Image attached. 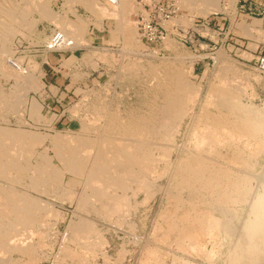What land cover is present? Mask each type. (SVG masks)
Returning <instances> with one entry per match:
<instances>
[{
  "label": "rangeland",
  "instance_id": "1",
  "mask_svg": "<svg viewBox=\"0 0 264 264\" xmlns=\"http://www.w3.org/2000/svg\"><path fill=\"white\" fill-rule=\"evenodd\" d=\"M2 1H4V3L7 5H8V3L11 4V6L14 4L16 6L18 5V7H17L18 14L22 11L24 12V13L22 12L23 14H21V13L19 14L21 18H18L15 20V23L17 25H18V23L20 24L19 21H21V24L19 25L20 27L18 29L19 31H18V33L11 36L12 39L10 38L8 41L9 45H8V43H6V47H8L9 49L6 48L7 51H5V52L9 53L8 50H10L9 54L14 57L13 61H16L15 59L19 60L18 67L20 68L21 71H25V72L27 71V73H29V74L31 73V75H34L38 78L40 77L39 79L42 80V83H43L42 88L43 89L38 88V90L37 89L36 90H33V89L24 90L23 89V87H25L24 84L21 85V89H23V90H21V92L24 91L23 92L24 94L21 93V95L22 94L23 95L22 96L20 95L21 97L19 96L21 98V101L18 102L20 105L19 106L20 108L17 106V110L16 109L14 110V111H18V112H16L17 114L14 111H12L13 109L6 111L0 107L1 108L0 113L2 112L0 114V132L2 131V136H4V138H6L7 136H10L9 134L11 133V131H13V129H16V130L20 129V131H22V132L17 130V132L20 134L24 133V134L33 135L34 133L35 134L40 133L42 136L44 134V137L47 136L50 140L47 138L44 140V142H42L43 144L38 143L35 146H33L35 154L33 153L32 159L30 160V163L36 164L38 161V158H39V154L40 153L45 154V152H47L45 155H47V158L49 159L48 160L49 164H50L49 166H52V167L55 166L54 169L55 170L57 169L56 171L60 170V171H58V175L61 176V178L59 177L60 182L62 179V182H61L62 184L60 183L59 186H56L55 184L51 185L50 183H47L43 179H40V182L38 181V187H39V190H38L39 192H38L35 189L29 190V187H27L28 184H26V182H24L23 184H19V185L16 184L15 185V184L6 182V181H8L6 179L0 178V181H2L1 184L2 185L4 184L3 186L7 185L5 187H9V186L12 187V185H13V187L15 186L13 189H16V190L18 189V191H21V192H23V190H24V193L30 194V195L28 194L29 196H31L33 193V197L34 196L37 198L39 197L38 199L39 200L41 199L43 204L44 203L47 204L50 202V204H49V207H51V208H49L50 213L49 212H46V214L42 213L44 215H41L40 217H42L43 219L42 218L41 219L43 221L45 220L46 222H50L51 220H52V222L56 221L55 224L50 222L52 227H53V230L51 229L52 227H50V228L48 227L51 225L50 224L48 225L44 221V223L46 224V227L48 229L47 230L45 228V230L48 231V232H46L48 234L47 236H49V237L51 236L52 238L51 237L45 238L46 233L44 230V227H45L44 223L42 225V228H41V226L39 227L38 235L41 238L39 236H36V238L38 237V239H36V242L39 245L36 246L35 251L37 249H39L38 246H41V241L44 240V238L46 239V241H42V242H45V243H42L43 247L41 246L40 249L35 252V253L39 252L40 255H38L39 253H37L36 256H34L35 258L33 257V259L35 260V261L33 260L34 263L32 262V258H27L24 255L26 257L25 258V257H23L22 254L12 253L11 255L9 254V256L12 257L11 259H9L10 257L8 255L4 256L3 260L6 261V264H10V263L14 264V262H16L15 264H54V263L55 264H76V263L78 264V262H79V264L80 263H82V264H84V263L85 264H98V262L100 264L101 261H102L101 264H112L111 262H113V264H115L118 261H119V263H116V264H142L143 261L146 259L147 260L149 259V261L146 260L148 262V264H152V263L153 264H185L186 261H187L186 264L188 262H189V264H192V263L193 264H215V263H217V264H222V263L223 264H226V263L233 264L231 261V256L229 257V255H232L233 248H235V246L238 245V243H240V242H238L239 241L238 236H241V234H239V233H241L242 232L241 229H243L242 222L246 221V219L248 218V215H249L248 209L250 208L248 206L250 205L249 202L252 201V199L250 200L252 195L249 197L250 201L248 200L249 202H247V206L236 207L237 208L236 209V216L233 215L231 217L232 221H231V218L229 220L230 223L232 224V227L237 229L239 231V233L237 231L234 234V231H233V235L230 236L231 239L222 234L221 238L218 237L219 240L216 239L215 242H213V240L210 241L211 239H208V238L203 239L204 240V243H202L203 248H201V250H199V251H190V252L186 251L185 252L184 250L181 251V249H179L177 247L179 249V251H178V249L175 248V244H173L172 242H169V241H165L166 243L163 242L166 245L165 246L161 241L157 240L158 239L157 235L159 234V232L156 231L157 230L156 228H158L163 223V216L161 214L167 213L171 208V204L169 202V199L167 200V198H166L168 196L165 197L167 190L169 189L168 187H170L169 186L170 184H169L168 175L166 174L165 176L164 175L162 176V174H161L162 168L164 167L163 162L159 161L158 164L156 163V166H158V167L155 168V170H156L155 174L159 175L158 173L160 172L161 175H159V176L156 175L157 177H155V174H152V175H150V177L147 178L149 181L152 182L151 183L152 184L151 192L145 193L146 190H143V189L140 191L139 189H137L138 186H136V184H134V185L132 184L131 187H129V189H127V191H126V196L128 197L127 198L128 200L125 199V201H124L125 204L127 203L126 206H124V208L121 210V212L120 211L115 212L114 214L112 213V215L109 214L108 216H106L107 214H104L101 211H99V208H100V205L98 204L99 202L95 201V199L93 197H90V196H93V194H88L91 201L89 199L87 205L82 207L83 209L82 208L79 209L80 208L78 206L79 198L81 196H88L86 194H83L85 192V190H84L85 185H83V184H85V180L83 178L84 176H82V178H78L74 174H71V172L69 173V171L66 173L67 170L63 169L64 168L63 164L60 165L61 161L56 157L57 152H55V147H54L55 142L53 141V138L55 135L56 136L62 135L61 137L63 139H65L67 142L68 140H70L69 138L71 137L73 139V141L70 140V141H72L71 143H73V142L75 143V141L78 139L80 142L81 139L91 141V140H94L95 138H97V136H96L98 134L97 130L94 129L93 127H94V124L96 123V121L99 120V118L97 116L98 115L97 111L103 107L102 105H104V108H108V109L111 108L110 110H112V107H113V109L116 110L115 113L121 115L122 117H124L125 114H126L125 116H131V115L136 116V115H139L140 113L145 114V112L148 111L149 104H151V102L154 99H156L158 101L160 100V99H158L159 97H161L160 93H158L156 91L157 82L158 81L163 82V79L165 78L166 74L169 73L170 71H172L171 70L172 68H173V70H176L178 68V69L184 71V75L186 74L185 76L187 77L186 78L184 76L185 79L188 82L191 81L188 84L189 85L191 84V87L195 85V87H192V89L196 93L195 95L197 96L195 98V103H197L195 109H197L198 104L202 105L205 101L208 102L210 100V99H208V98H210L209 91H210L211 87H213V85L217 84L215 86H220L223 83H224L223 85H225V84L227 85V83H230L231 82L230 80H232V82L230 84H228V86H230L231 88L236 90L235 92L237 93V96H239L238 99H240L239 102L242 101L243 106L247 105L245 107H247V108L251 107V109L254 108L252 110H254V111L258 110V111H260V113H263L264 112V0H219V9H221V10H219V11H218V9L214 10L210 14L206 15L205 17L202 16L201 14H199V12H200V10H198L199 6H200L199 9H202L201 8V6H202L201 1L195 0V3H194V0H190L192 2L186 0L187 1L186 7L189 6L190 8H192L194 6V8H192V10H190L189 7H187L188 8L187 9L185 7V4H182L183 2L186 3L185 0L184 1L181 0V1H183L182 3H181V1L176 0L177 6L179 8V12L176 16L173 17L172 20H170L164 26V28L166 29V33H167L166 40L164 42H162L161 44L151 46L150 48H147L140 38V32H139L138 25H137V20H138L137 17H138V14H139L141 8H140V5L137 3L136 0H127V4H128L127 6H129V7H127V9L124 10V14H125L124 18L127 22L126 26H127L128 30H129V32H130V30L132 31V32H130V34H133V35L136 34L134 36L136 37L137 40L133 36V44L135 43V45H133V47L125 44L124 43L125 42L124 34L122 36V34L119 33L120 31H122V27H123L122 21H121V19H119L120 18L119 16L115 17L116 15L113 16L111 14H109L111 16H108V15H105L104 12L102 13L99 10H94V11L89 10V8L85 7V5L80 3L78 0H37V1H38V4H40L42 2L44 3V1H45V3H46V4L44 3L45 5L41 4L43 6V8L41 5H39V7L41 6L40 7L41 9L48 7V9H50L51 13L55 14V15L53 14V16H55V17L59 16L58 18H62L63 20H65L67 18V19H69L68 20L69 22L71 21L73 23L77 22V20H80L81 22L83 21L82 23H83V31L84 32H82L80 34V41H78L79 38L77 40L73 36V34L71 33V31L69 30L68 27L67 28L62 27L60 25V23L55 21V20L53 22L52 19H54L55 17H53L51 19L52 20V22H51L50 18H46V20H45V17L40 16V14H42V13H37L40 10V8L37 7L38 6L36 4L37 1H35V0H33V1L29 0V2H25L23 0H21V1L20 0H2ZM34 1L36 2V3H34L36 6L35 5L34 6L37 7V9H38V11H36V12H35V7H34V9L31 8V6H33ZM94 1L97 3V7L99 5H100V7L109 6V4L103 2L102 0H94ZM197 1H199L201 3V5H200V3H199V5H197V3H198ZM230 1H231V3H230ZM232 1L233 2L235 1V5ZM0 2H1V0H0ZM26 3L27 4L31 3V4L28 5L29 7H26L25 6V5H27ZM188 3H190L191 5L190 4L188 5ZM29 8H31L32 11L33 10L34 11L30 12L31 9H29ZM19 9H20V11H19ZM25 11H27V12L25 13ZM97 11H99V12H97ZM102 14L104 16H102ZM19 15L16 16V18L19 17ZM22 15L23 16L25 15V16L23 17ZM38 16H39V18H38ZM21 19L22 20L24 19V20L22 21ZM26 19L28 20V22L30 21L31 23L30 22L28 23ZM197 22H199V23H197ZM240 22H241V24H240ZM251 23L254 26H256L257 29L253 28L254 29L253 30L251 27H250L251 29L248 28V26ZM26 24H28L31 27V30H30V27L27 26ZM53 24H58V25H60V27L58 25H53ZM127 24H130L129 26L131 28H129ZM197 24L199 26H197ZM13 25H15V24H13ZM95 25H96V27H95ZM28 27H29V29H28ZM26 29H28L29 31L27 32ZM206 29L208 32H206ZM208 29H210V30H208ZM246 29H248V31ZM112 31H113V33H112ZM25 32H26V34H25ZM210 34H212V35H210ZM113 35H114V37H111ZM121 36L124 37V39ZM50 38H51V41H50ZM55 38H58L59 40L57 41V39H55ZM115 39H117V41ZM167 41L170 43H168ZM48 42H50L51 47H53L55 44L59 45V48L56 49L57 50L56 52L51 53L53 51H51L52 49L51 50L48 49V45H49ZM173 42H174V44H173ZM117 43H119V44H117ZM123 43L125 44V46L127 45L126 47H124L126 52H124V50H123V52L125 54L128 52L129 49H132V50H129V52L126 54L127 57L125 56V54L123 52H121V50L124 46ZM83 45H85V46H83ZM167 45H170V46L167 47ZM136 51H138V52H136ZM11 52H12V54H11ZM131 53H133L134 55ZM181 53H182V55H181ZM118 54H121V55H118ZM141 54H143V55H141ZM183 55H184V57H183ZM219 55H221V56L224 55L223 59L225 60L227 65H226V63H222L220 61L221 59L218 58ZM2 56L3 55H0V60H1ZM61 56H62V60H61ZM128 56H129V58H128ZM124 57H125V59H124ZM190 57H191V60L190 59L188 60V58H190ZM112 58H114V59H112ZM193 58H195V59L193 60ZM228 58H230V59H228ZM131 59L132 60L137 59V60H134V62L132 63ZM58 60H59V63H58ZM127 60L130 62L132 68L129 67L130 65L127 62ZM141 61H142V63H141ZM146 61H148V62L146 63ZM171 61H173V62H171ZM149 62H150V64H149ZM125 63H127L128 66ZM170 63H171V66H169ZM172 63H173V65H172ZM220 63L223 65H221ZM231 63H232V65H231ZM123 64H124V66L122 67ZM134 64H136V65H134ZM137 64H138V66H137ZM146 64L148 65V67ZM158 64H159V66H158ZM228 64L230 66H228ZM145 66H146V68H144ZM136 67H137V69H139V71L136 73H132V71L135 72V69H133V68H136ZM220 67H221V70H220ZM226 67H232V69L231 68L228 69ZM124 68L127 70V73H126V70H124ZM150 68H154L156 70L157 74H155L154 76L152 74H149L148 69H150ZM222 68L223 69L226 68L227 70H225V71L229 70V73L225 72ZM130 69L132 71H130ZM165 70H167V72H164ZM185 70H187V71L185 72ZM236 70H238V74H237ZM158 71H159V73H158ZM231 72L236 73L235 74L236 76ZM52 73L54 76V78L52 77V79H54V80L56 79V84L54 83V85H49V84L45 83L44 77L47 74L52 75ZM128 73H129V75H128ZM227 73H228V75H225ZM136 74L139 76L137 77ZM229 74H231L230 78L232 77V75H234L233 76L234 78L232 77V79L229 80ZM0 75L6 76L9 79V82H5L4 80H2L0 78V98L2 99L3 98L2 97L3 92H5V94H8L10 89L12 88L13 84H15V80L11 79L13 76L9 77L8 74H5V71L3 72L0 70ZM126 75H128V76H126ZM217 75H220V76L225 75V76H224V78H222V76L217 77ZM156 76H158V77L161 76V77H159V80H157L158 77H156ZM153 77H155L154 80H153ZM136 78H140V80L136 79ZM222 79H223V82H222ZM123 80H124V82H123ZM245 81H246V83H245ZM139 82H140V85H139ZM212 82H213V84H212ZM220 82H222V83H220ZM136 83H138V84H136ZM152 84L155 86H153ZM238 84H239V86H238ZM116 85H118V86H116ZM113 86H114V89H113ZM131 86H132V88H131ZM29 88H32V84H30ZM105 88H106V91H104ZM111 88H112V90H111ZM109 90H111V91H109ZM25 91H26V93H25ZM107 91H108V93H107ZM93 92H95V93H93ZM104 92H106V93H104ZM119 94H120V96H119ZM203 95H206V96H203ZM105 96L107 98H105ZM101 99H102V101H101ZM203 99H206V100L203 101ZM32 100L38 101V103L40 105L42 104L41 111H40L39 115H37L38 117H36V115L33 116V114L31 113V111L29 109V105L32 102ZM93 104L95 106H93ZM83 105H88L89 107L88 106L84 107ZM97 105L98 106L100 105L101 107L100 106L98 107ZM91 106H93V108L95 107L94 110L92 109ZM87 107L89 108V109H87L88 111L86 110ZM96 107H98V110ZM116 107H118L117 109L120 111V113L117 111ZM84 108H85V110H84ZM209 108L213 109L214 107L213 106L210 107V105H209ZM22 109H24L25 111ZM195 109H194V111H195ZM78 110H79V113H78ZM10 111H11V113H10ZM74 111H76V112H74ZM87 112H91V113L87 114ZM112 112H113V110H112ZM6 113H8L9 115ZM95 114H96V116H95ZM89 115H91V116H89ZM92 116H93V118H92ZM263 116H264V113H263ZM94 118H95V121H94ZM96 118H97V120H96ZM91 119H93V120H91ZM187 119L188 118H186L181 125L180 134L177 133V136H176L175 143L179 146L182 145V143L185 141V135L184 134H185L186 125L188 124ZM80 120H83V121L80 122ZM34 121H36V122H34ZM92 122H94V123H92ZM82 125H85V126L87 125L86 127L88 129L85 128V126L81 127ZM89 125H91V126H89ZM1 127H2V129H1ZM3 127H4V130H7V131L10 130L8 132V134H7V131L3 130ZM82 128H83V131H82ZM69 130L71 132H66ZM3 131L7 136L3 134ZM29 131H31V132H29ZM73 132H75V133H73ZM80 132H83L86 135L85 134L83 135V133H80ZM73 134H74V136H73ZM80 136H81V139H80ZM82 136H83V138H82ZM88 137H90V138H88ZM91 138H93V139H91ZM51 140H52V143L50 142ZM77 142L78 141H76V143ZM41 144H42V146H41ZM222 151H223V153L225 152L224 150H222ZM37 152H39V153H37ZM154 154H155V157L158 156L159 151L155 150ZM261 156H263V157H261ZM260 157H259V161L257 163L258 167L256 166V169L252 172L254 174L257 173L256 175H257V182H258V183H256V181L255 182L252 181V188L253 187L255 188V189L253 188L254 193H256L261 187H264L263 186V183H264V146H263V151H262ZM35 158H36V160H35ZM173 159H175L174 154L172 155V160ZM33 160L36 162H33ZM259 162H261V163H259ZM158 169H160L161 171ZM61 172H63L65 175ZM1 179H3V180H1ZM66 182L70 186L66 185L67 184ZM255 183L258 186L255 185ZM52 186H54L55 188ZM11 187H9V188H11ZM165 187L168 189H166L164 191ZM65 188L68 189L67 190L68 192L66 191ZM54 189H55V191H54ZM130 189H131V191H129ZM158 190H160V191L158 192ZM33 191H35V192H33ZM69 191H72V192L69 193ZM37 192L38 193L41 192V193L36 194ZM131 192L133 193V195H131L132 194ZM154 192H157V193L154 194ZM72 193H73V196L71 197L70 195ZM159 194H161V196ZM255 195L256 194H254L253 196H255ZM49 196H52V197H49ZM54 196H55V199L53 201ZM126 196H125V198H126ZM150 196H151V198H150ZM152 196L154 197L153 199H152ZM158 197H160V198H158ZM183 197L185 198L186 196H183ZM67 198L68 199L70 198L71 200L70 199L69 200L71 202L69 200H67ZM145 199H146V201H145ZM44 200H48V201L44 202ZM65 200H66V202H64ZM126 200H127V202H126ZM157 200H158V203H157ZM51 201H53V203ZM143 201L146 203L144 204ZM159 202H160V204H159ZM156 203L158 205H156ZM51 205L53 206V208ZM93 205H94V207L92 208ZM128 205H129V208L127 209ZM145 205H147V206H145ZM165 205H167V206H165ZM74 206H75L76 210H75ZM135 206L137 209L135 208ZM95 208H96V211L99 215L94 211ZM134 208H135V211H134ZM54 209H56V210H54ZM139 209H140V213H139ZM246 210H247V212H246ZM53 211H54V213H53ZM80 211L82 213L81 216H79L81 214ZM84 211H86L87 213ZM75 212H76V215H75ZM123 212H124V215H123L124 217L121 215V214H123ZM244 212H245V214H244ZM47 213H49V215ZM117 213H118L119 217L117 216ZM134 213H135V215H134ZM53 214L56 216H53ZM47 215L49 216V218L47 217ZM43 216L44 217L46 216L47 218L46 217L44 218ZM85 216H87L89 218L87 219ZM135 216H136V218H135ZM51 217L53 219H50ZM125 217H126V219H125ZM151 217H152V219H151ZM159 217H162V218L160 219ZM83 218L87 219V221H89V222H93L91 224H94L93 227L95 229L94 228L93 229H94V231H96L93 235L94 237L91 236L87 240L82 239L84 241V243L82 240L76 239L74 236L70 235V233L72 232L71 228L78 225L79 223H82L84 221ZM153 218L155 220H153ZM48 219H50V220H48ZM55 219H57V220H55ZM117 219H119V220L117 221ZM59 220H61V221H59ZM242 220H244V221H242ZM99 221L101 223H103V222L104 223L101 224ZM70 222H72V223H70ZM74 222H76V223L78 222V223L76 224ZM114 222H115V224H114ZM117 222H119V224ZM106 223H108V225ZM147 223H148V225H147ZM67 224H68V227L65 226ZM151 224H152V226H151ZM70 225H71V227H70ZM118 225H121V227ZM131 225H132V227H131ZM142 226H144V227H142ZM98 227H99V229H98ZM133 227H135L134 231L132 230ZM96 228H97V230H96ZM118 228H119V230H118ZM129 228H131V230L133 232ZM140 228H143V229H140ZM239 228H240V230H239ZM42 229H43V231H42ZM138 229H140L141 231ZM149 229H152V230H149ZM23 230H24V233H23ZM63 230H64V232H62ZM109 230H111L112 232ZM127 230L129 232H127ZM20 231H21L20 232L21 234L23 233L25 235H28L30 232L28 229L27 230L21 229ZM26 231H28V233ZM41 231H42V233H40ZM51 231H54L55 233L51 232ZM148 231H149V233H148ZM51 233H52V235H51ZM53 233L56 234L57 236L54 235ZM131 233H133L134 236ZM122 234H123V236L120 237ZM43 235H44V237L42 239ZM71 236H72V238H69ZM137 236L140 237L141 240L144 238L143 239L144 243L139 238H136ZM235 236H237V237L235 238ZM61 237L63 239H61ZM73 237H74V240H73ZM103 237L107 241H105L103 239ZM134 237L136 238V240ZM93 238H94V240H93ZM117 238H119V240ZM130 238H132V239H130ZM150 239H152V241ZM62 240H63V243H62ZM69 240H70V242H69ZM149 240H150V242H149ZM223 240H224V242H223ZM51 241L55 242V243L52 242L54 245L51 243ZM79 241H81L82 243H80ZM96 241L98 244L96 243ZM138 241H139V243H138ZM146 241L148 243H146ZM47 242H48V244H47ZM106 242L107 243L109 242L108 245ZM151 242H152V244H151ZM70 243H72V244H70ZM46 244L48 247L46 246ZM59 244H60V246H59ZM81 244L82 245L86 244L87 247L89 245L88 248H90L89 250L91 253L89 251H87L88 248H86L85 245L82 246ZM147 244H148V246H146ZM154 244H156V245L154 246ZM161 244H163V247H165V249L161 246ZM230 244L231 245L233 244L232 245L233 248L229 247ZM75 245H77V246H75ZM80 245H81V248H80ZM63 246H64V248H63ZM156 246H158V247H156ZM160 246L162 247L163 251H161L159 249V248H161ZM170 246H171V248H170ZM69 247H71V248H69ZM83 247H84V249L85 248L86 249L84 250ZM120 247H123L124 251L127 250V251H125V253L126 252L127 253L125 254L123 251V254L120 255L119 252H116L117 250L122 252L123 249L121 248L122 250H120ZM147 247L149 249L155 248L157 250L156 257L153 256V257L148 258V257H146L147 255L144 256L145 254H147L145 249L147 251L149 250V249H147ZM48 248H51V249H48ZM79 248L81 249V251L78 250ZM91 248H93V249H91ZM213 248H214V250H213ZM63 249H66V250L68 249L67 250L68 255L65 254L66 250H65V252L62 251ZM69 249H70L71 253L69 252ZM72 249H74V250H72ZM128 249H131V250H128ZM171 249H173L174 251L173 250L171 251ZM219 249H220V251H219ZM59 250H61L62 252L61 251L59 252ZM75 250H76V252H78V251L80 252V253L78 252L79 254L76 253L77 257L80 258L79 260H78V258L76 259V254L74 253ZM92 250H95V251H92ZM82 251H83V253H81ZM102 251L103 252L105 251V252L103 253ZM165 251H166V253H164ZM204 251H205V253H204ZM209 251L212 253H208ZM101 252L104 254L103 260H102ZM107 252L109 254L113 253L112 255L110 254L111 257L109 256V254ZM161 252H163V253H161ZM174 252H176V253H174ZM184 252H185V254H184ZM187 252L189 255L186 254ZM214 252H215V254H214ZM35 253H34V255H35ZM128 253H131V254L129 255ZM142 253H144V255ZM173 253H174V255L176 254L177 256L176 255L173 256ZM199 253H201V255H199ZM206 253H207V256H205ZM224 253H225V255H224ZM41 254H43V255H41ZM58 254H59V256H58ZM62 254H63V256H62ZM197 254H198V257H200V256L201 257L198 258ZM219 254H221V255H219ZM45 255L46 256L48 255V256L45 258ZM81 255H83V256H81ZM85 255H87V260L90 263H88L86 261ZM124 255H125V257H124ZM163 255H165V256H163ZM37 256L39 259L37 258ZM160 256H162V258H164V259L162 260V258ZM209 256L211 257V259ZM225 256L228 257V259L222 260V258L223 257L225 258ZM18 257L20 260L15 259ZM60 257H62V258H60ZM70 257H72V258H70ZM82 257L83 258L85 257V259H83ZM121 257H124V258L122 259ZM168 257H169V259H168ZM174 257H178V259L174 258ZM208 257L210 260L208 259ZM81 258L83 260H81ZM105 258H107V259H105ZM160 258H161V260H160ZM12 259L17 260V261H14ZM158 259H159L160 263H158ZM175 259H176V261H175ZM23 260H25V261H23ZM29 260L31 262H29ZM76 260H78V261L75 262ZM80 260H81V262H80ZM84 260L87 263L84 262ZM150 260H152L151 261L152 263L150 262ZM182 260H183V262H182ZM227 260H229V261L227 262ZM104 261H105V263H104ZM124 261H125V263H124ZM223 261L224 262L226 261V262L224 263ZM260 261L262 262L261 264H264V258H263V261H262V259ZM260 261L258 262L259 264H260ZM27 262H29V263H27ZM245 262L246 261H242V263L238 262V264H248V262L247 263H245Z\"/></svg>",
  "mask_w": 264,
  "mask_h": 264
},
{
  "label": "bare ground",
  "instance_id": "2",
  "mask_svg": "<svg viewBox=\"0 0 264 264\" xmlns=\"http://www.w3.org/2000/svg\"><path fill=\"white\" fill-rule=\"evenodd\" d=\"M23 1L29 2V0H23ZM35 1H37V0H35ZM35 1L33 2V6H31V8H33V9L36 6L34 4V3H36ZM78 1L82 4H84L85 7L89 8V10H92V11L99 10L100 12H102V13L104 12L105 15H108V16H111V15H113V16L116 15L115 17L119 16L120 17L119 19H121L122 24H123L122 31L119 32L120 34H122V36L124 34L125 39H124V37L121 36L125 40V42L124 41L123 42L125 44H127L128 46H131V47H133V45H135V43L133 44V36L136 34H134V35L130 34V32H132V31L130 30V32H129V30L126 26L127 22L124 18V15H125L124 10L127 9V7H129V6H127L128 5L127 0H118L117 4H114V5L109 4V6H107V7L106 6L100 7L99 4H98L99 6L97 7V3L94 0H78ZM179 1H181V0H179ZM183 1H181V3ZM187 1H190V0H187ZM187 1L185 0L186 3H184V2L182 3V4H185V7L187 4ZM199 1H201V3H202V6H201L202 9H199L200 6H199V8L198 7L197 8H198V10H200L199 14H201L204 17L206 15L210 14L214 10H217V9H218V11L221 10V9H219V0H199ZM199 1H197L198 2L197 5H199V3H200ZM190 2H192V1H190ZM44 3H45V1H44ZM44 3L42 2V3L38 4V1H37L36 4L38 5L37 7L40 8L42 5L46 4V3L45 4ZM194 3H195V0H194ZM201 3H200V5H201ZM230 3H231V1H230ZM233 3L235 5V1ZM30 4H27L25 6L29 7L28 5H30ZM189 4L190 3H188V5ZM39 5H41V6L39 7ZM17 7H18V5L16 6L15 4L11 6V4L8 3V5H7L2 0L0 2V55H3L1 57V60H0V70L3 72L5 71V74H8L9 77L13 76L11 79L15 80V84H13L9 93L5 94V92H3L2 97L4 99L2 98L3 99L2 100L0 98L1 99L0 100V107L6 111H9L12 109H13L12 111H14L15 109L17 110V106L18 107L20 106L18 102L21 101L20 97L24 94L23 93L24 91L21 92V90H23V89L24 90H30V89H33V90L37 89L38 90V88L41 89L43 87L42 80L39 79L40 77L38 78L34 75H31V73L29 74V73H27V71L26 72L21 71L20 68L18 67L19 60L15 59L16 61H13L14 57L9 54L10 50H8L9 53L5 52V51H7L6 48H8V47H6V43H8L11 36L18 33V31H19L18 29L20 27L19 25L21 24V21H19L20 24L18 23V25H17L15 23V20L18 18H21L19 15L20 13L21 14L24 13L21 10L23 13L20 12L18 14ZM37 7H35V12L38 11ZM187 7H189V6H187ZM31 8H29V9H31ZM42 8H43V6H42ZM192 8H194V6ZM192 8H190V10H192ZM19 11H20V9H19ZM31 11H32V9L30 10V12ZM99 11H97V12H99ZM26 12L27 11H25V13ZM37 13H42V14H40V16L45 17V20H46V18H50V20H51L53 17H55V16H53L54 13L52 14L50 9H48V7L44 8V9L40 8L39 12H37ZM109 14H111V15H109ZM18 15H19V17L16 18V16H18ZM102 16H104V15L102 14ZM58 17L56 16L54 19H52L53 22L55 20V21L59 22L62 27H66V28L68 27L69 30L71 31V33L73 34V36L77 40L79 38L78 41H80V34L82 32H84L83 31V23H82L83 21L81 22L80 20H77V22L73 23L71 21L69 22L68 21L69 19H67V18H66L67 20L66 19L63 20L62 18H58ZM38 18H39V16H38ZM52 20H51V22H52ZM27 22H28V20H27ZM13 24H15V25H13ZM240 24H241V22H240ZM26 25L29 26L28 24H26ZM53 25H58V24H53ZM60 25H58V26L60 27ZM96 25H95V27H96ZM127 25L129 28H131L129 26L130 24H127ZM29 27H28V29H29ZM250 27L252 29L256 28V26H254L252 23L248 26V28H250ZM28 29H26L27 32L29 31ZM30 30H31V27H30ZM208 30H210V29H208ZM246 30L248 31V29H246ZM206 32H208L207 29H206ZM112 33H113V31H112ZM25 34H26V32H25ZM210 35H212V34H210ZM111 37H114V35ZM134 38L136 39L135 36H134ZM115 40L117 41V39H115ZM50 41H51V38H50ZM48 43L50 44V42H48ZM124 43H123L124 46L122 45L123 48L127 46V45L125 46ZM168 43H170V42H168ZM117 44H119V43H117ZM173 44H174V42H173ZM8 45H9V43H8ZM170 45H167V47ZM83 46H85V45H83ZM123 48H122L121 52H123V50H124V52H126L125 48L124 49ZM129 50H132V49H129ZM129 50H128V52H129ZM136 52H138V51H136ZM11 54H12V52H11ZM126 54H125V56H126ZM131 54H133V53H131ZM118 55H121V54H118ZM141 55H143V54H141ZM181 55H182V53H181ZM129 56H128V58H129ZM223 56L219 55L218 58L221 59L220 61L222 63H226L225 60L223 59L224 58ZM183 57H184V55H183ZM112 59H114V58H112ZM124 59H125V57H124ZM189 59L191 60V57L188 58V60ZM194 59L195 58H193V60ZM228 59H230V58H228ZM134 60H137V59H134ZM134 60H132V63L134 62ZM127 62L130 65L129 67L132 68L130 62L128 60H127ZM147 62L148 61H146V63ZM171 62H173V61H171ZM141 63H142V61H141ZM125 64L127 65V63H125ZM149 64H150V62H149ZM159 64H158V66H159ZM134 65H136V64H134ZM172 65H173V63H172ZM221 65H223V64H221ZM226 65H227V63H226ZM231 65H232V63H231ZM123 66H124V64L122 65V67ZM137 66H138V64H137ZM169 66H171V63ZM228 66H230V65L228 64ZM147 67H148V65H147ZM144 68H146V66ZM226 68L232 69V67H226ZM226 68L223 70L224 71L227 70ZM133 69H135V72L130 69V71H132V73H136L139 71V69H137V67L133 68ZM124 70H126V69L124 68ZM148 70H149V74H152L153 76L155 74H157L156 70L154 68H150ZM171 70L172 71H170L169 73L166 74L165 78L162 76L164 78L163 82H160V81L157 82L156 91L158 93H160V96H161V97H159V98L157 97V98L160 100L158 101V100L154 99L151 102V104H149V108L147 107L148 111H146L145 114H143V113H140L139 115L135 114L136 116H133L131 114H130L131 116H125L126 115L125 114L124 117H122L121 115L115 113L116 110H114L113 107H112V110H113V112H112V110H110L111 108L110 109L104 108V105H102L103 107L98 110V107L100 105L99 106L97 105L98 106V107H96L98 110L97 116H98L99 120L96 121V123L94 124V127H93L94 129L97 130V133H98L96 135L97 138H95L94 140H91V139H93V138H91L90 139L91 141H89V140H85V139L82 140L81 136H80V139H81L80 142L78 139V140H76V141H78L77 143H76V141H75V143L74 142L71 143L73 141V139L71 137L69 138L67 136L72 141L67 139L68 141L66 142V140L61 137L62 135H60V136L59 135H57V136L53 135L54 136L53 141L55 142L54 143L55 152H57L56 157L61 161L60 165L63 164V166H64L63 169L67 170L66 173L69 171V173L71 172V174H74L78 178H82V176H84L83 178L85 180V184H83V183L82 184L85 185V189H84L85 192L83 194H86V195L93 194V196H90V197H93L95 199V201L99 202V203L97 202L100 205L99 211H101L104 214H107L106 216H108L109 214L112 215V213L114 214L115 212H119V211L121 212V210L124 208V206H126L127 203L126 204L124 203L125 199L128 198L126 196V191H127V189H129V187H131L132 184L133 185L136 184V186H138V188L137 187L136 188L139 189L140 191L143 189V190H146L145 193L151 192V189H152L151 183L152 182L149 181L147 178L150 177V175L155 174V171H156L155 168L158 167V166H156V163L158 164L159 161L163 162L164 167L162 168L161 174H162V176L163 175L165 176L167 174L168 178H169V184H170L169 186L170 187H168L169 189L165 187L164 191L166 189H168L165 197L168 196L166 198H167V200L169 199V202L171 204V208L167 213L161 214L163 216V223L159 227L157 226L158 228H156L157 229L156 231L159 232V234L157 235V238H158L157 240L161 241L162 243L165 241L172 242L173 244H175V248L178 247L179 249H181V251L184 250L185 252L186 251L190 252V251L201 250V248H203L202 243H204L203 239L208 238V239H211L210 241L213 240V242H215V240L218 239V237L221 238L222 234L225 235L226 237L230 238V236L233 235V231H234V234H235V232L238 231L237 229L232 227V224L229 221L233 215L236 216V209H237L236 207L247 206V202H249L252 199V201L249 202L250 205L248 204L249 205L248 207H250L248 209L249 210L248 218L246 219V221H244L245 219L242 220V221H244V222H242V224H243L242 225L243 229H241L242 232L239 233V231H238V233L241 234V236L237 235L239 238L238 242H240V243H238V245H236L235 248L232 247L233 244L232 245L230 244V246L228 245L229 247L233 248V253H232V255H229V257L231 256V261L233 264H235V263L238 264V262L242 263V261H246L245 263L248 262V264H259L258 262L261 259L263 261V258H264L263 257L264 256V187H261L256 193H254V191H253L254 187L252 188V181H254V182L256 181V183H258V182H257V175H256L257 173L254 174L252 172L256 169V166L258 167L257 163H258L259 157L263 151V146H264V116H263V113L264 112L260 113V111H258V110L254 111V110H252L254 108L251 109V107H249V106H248L249 108H247V107H245L247 105L244 104L245 106H243L242 101L239 102L240 99H238L239 96H237V93L235 92L236 90H234L233 88L228 86V84H230L232 82V80H230V79H232V77L236 74L233 72H231L234 74V75H232L231 78H230L231 74H229V80L231 81L230 83H227V85L226 84L223 85L224 84L223 83L220 86H215L217 84L213 85V87H211V89L209 91L210 98H208V99H210V100L208 102L205 101L202 105L198 104L197 109H195V107L197 105V103H195V98L197 96L195 95L196 94L195 91L192 89V87H195V85L191 87V84L190 85L188 84L191 81L188 82L185 79L186 74L184 75V71H182L178 68L176 70H173V68H172ZM220 70H221V67H220ZM159 71H158V73H159ZM186 71L187 70H185V72ZM164 72H167V70H165ZM225 72L229 73V70L225 71ZM236 72L238 74V70H236ZM126 73H127V70H126ZM228 73L225 75H228ZM128 75H129V73H128ZM128 75H126V76H128ZM138 76L139 75H137V77ZM218 76H220V75H217V77ZM224 76H222V78H224ZM156 77H158V76H156ZM159 77H161V76H159ZM159 77L157 80H159ZM136 79L140 80V78H136ZM154 79H155V77H153V80ZM123 82H124V80H123ZM222 82H223V79H222ZM222 82H220V83H222ZM245 83H246V81H245ZM23 84L25 87H23V89H21V85H23ZM30 84H32V88H29ZM136 84H138V83H136ZM212 84H213V82H212ZM139 85H140V82H139ZM116 86H118V85H116ZM153 86H155V85H153ZM238 86H239V84H238ZM131 88H132V86H131ZM113 89H114V86H113ZM111 90H112V88H111ZM111 90H109V91H111ZM104 91H106V88ZM21 93H23V94L21 95ZM25 93H26V91H25ZM93 93H95V92H93ZM104 93H106V92H104ZM107 93H108V91H107ZM120 94H119V96H120ZM203 96H206V95H203ZM105 98H107V97L105 96ZM204 100H206V99H203V101ZM101 101H102V99H101ZM209 105H210V107L213 106L215 109L209 108ZM41 106H42V104L40 105L38 103V101L32 100V102L29 105V109H30L31 113L33 114V116L36 115V117H38L37 115H39V113L41 111ZM83 106L85 107L88 105H83ZM93 106H95V105L93 104ZM93 106H91V107L94 110L95 107L93 108ZM88 107L86 108V110L89 109ZM117 108L118 107H116V109ZM194 109H195V111H194ZM22 110H24V109H22ZM84 110H85V108H84ZM76 111H74V112H76ZM117 111L120 113V111L118 109H117ZM14 112L16 113L18 111H14ZM10 113H11V111H10ZM78 113H79V110H78ZM90 113L91 112H87V114H90ZM6 114H8V113H6ZM89 116H91V115H89ZM95 116H96V114H95ZM92 118H93V116H92ZM186 118H188L187 119L188 124L186 125L185 134H184L185 135V141L184 142L182 141L183 142L182 145L179 146L175 143V140H176L177 133L180 134L181 125ZM91 120H93V119H91ZM96 120H97V118H96ZM81 121H83V120H80V122ZM94 121H95V118H94ZM34 122H36V121H34ZM92 123H94V122H92ZM84 126L85 125H82L81 127H84ZM86 126H85V128H87ZM89 126H91V125H89ZM1 129H2V127H1ZM3 130H4V127H3ZM17 130L20 131V129H17ZM17 130L13 129V131H11V133L9 134L10 136H7L4 133V131H7V130H4L3 134L7 136L6 138H4V136H2V131L0 132V178L6 179V180H8L6 182L12 183L15 185L16 184H18V185L23 184L24 182H26V184H28L27 187H29V190L35 189L38 191L39 190L38 181L40 182V179H43L44 181H46L47 183H50L51 185L55 184L56 186H59L60 183L62 182V179H61V182L59 180L61 178V176L58 175V171H60V170L56 171L57 169L56 170L54 169L55 166L54 167L49 166L50 165L49 161H48L49 159L47 158V155H45L47 152H45V154L44 153L39 154V158H38V161L36 164L30 163V160L32 159V155L34 153L33 146H35L38 143L44 142V140L47 139L48 137L47 136L44 137V134L42 136L40 133H37V134L34 133L33 135L24 134V133L20 134L17 132ZM9 131H7V134ZM82 131H83V128H82ZM20 132H22V131H20ZM29 132H31V131H29ZM66 132H71V131L69 130ZM73 133H75V132H73ZM80 133H83V132H80ZM84 134L85 133H83V135ZM73 136H74V134H73ZM82 138H83V136H82ZM88 138H90V137H88ZM50 142L52 143V140ZM42 144H41V146H42ZM155 150L159 151V155L156 157L154 154ZM222 150H224L225 152L223 153ZM39 152H37V153H39ZM173 154L175 156V159L172 160ZM261 157H263V156H261ZM35 160H36V158H35ZM33 162H36V161L33 160ZM259 163H261V162H259ZM158 170H160V169H158ZM63 172H61V173H63ZM158 174L161 175L160 172ZM156 175L157 174H155V177L159 176V175H157V176ZM3 179H1V180H3ZM1 182L2 181H0V263L6 264V261L3 260L4 256L5 255L9 256V254L11 255L12 253L22 254L23 257L26 256L27 258H32V262L34 263L35 260L33 259V257L36 256L37 253H39V252H37V253H35V252L40 249V247L42 246V243H45L42 241H46L45 238L49 237V236H47L48 234L46 233V232H48L47 231L48 229H47L45 223H47L48 225L49 224L51 225L50 222H52V220L50 222H46L44 220L45 221V223H44V221L42 220L43 218L40 216L46 214V212L50 213V211H49L50 210L49 208H51V207H49L50 202L47 204L46 203L43 204L41 199L40 200L38 199L39 197L38 198L35 196L33 197V193L31 196H29L30 194L28 193L29 194L28 195V194L24 193V190H23V192H21V191H18V189L17 190L13 189L15 187V186L13 187V185H12V187L9 186L11 188L5 187L7 185L3 186L4 184L2 185ZM256 183H255V185H257ZM66 185L70 186L68 183ZM54 186H52V187H54ZM263 186H264V183H263ZM67 190L68 189H66V191ZM54 191H55V189H54ZM72 191H69V193H71ZM129 191H131V189ZM159 191L160 190H158V192ZM33 192H35V191H33ZM38 192L36 194L41 193V192L40 193H38ZM155 193H157V192H154V194ZM254 194H256V195L253 196ZM131 195H133V193ZM159 195L161 196V194H159ZM70 196L72 197L73 193ZM125 196H126V198H125ZM183 196H186V197L184 198ZM250 196H251V198L249 200ZM49 197H52V196H49ZM90 197H89V195L88 196H81L80 198L78 197L79 198L78 206L80 207L79 209H81L82 207L87 205ZM150 198H151V196H150ZM153 198L154 197L152 196V199ZM158 198H160V197H158ZM54 199H55V196L53 197V201H54ZM69 199L67 198V200H69ZM127 200H126V202H127ZM45 201L47 202L48 200H44V202ZM53 201H51V202L53 203ZM90 201H91V199H90ZM145 201H146V199H145ZM64 202H66V200ZM145 203L146 202H144V204ZM157 203H158V200H157ZM157 203H156V205H158ZM159 204H160V202H159ZM145 206H147V205H145ZM165 206H167V205H165ZM93 207H94V205L92 206V208ZM52 208H53V206H52ZM74 208H75V206H74ZM128 208H129V205H128L127 209ZM135 208H136V206H135ZM135 208H134V211H135ZM140 209H139V213H140ZM54 210H56V209H54ZM75 210H76V208H75ZM94 211L97 213L96 208ZM84 212H86V211H84ZM124 212H123V214H121V213L120 214L123 216ZM246 212H247V210H246ZM42 213H44V214H42ZM49 213H47V214L49 215ZM53 213H54V211H53ZM80 213H81V211H80ZM244 214H245V212H244ZM48 215H47V217L49 218ZM75 215H76V212H75ZM81 215H82V213L79 216H81ZM134 215H135V213H134ZM53 216H56V215L53 214ZM117 216H118V213H117ZM52 217L50 219H53ZM85 217L87 219L89 218L87 216H85ZM135 218H136V216H135ZM159 218L161 219L162 217H159ZM50 219H48V220H50ZM87 219H84L83 222L81 221L82 223H79L78 225L71 228L72 234L70 233V235H72L76 239H80V240H82V239L87 240L91 236L94 237L93 235L96 232V231H94V229H95L93 227L94 224H91L93 222H89V221H87ZM125 219H126V217H125ZM151 219H152V217H151ZM55 220H57V219H55ZM118 220L119 219H117V221ZM153 220H155V219L153 218ZM59 221H61V220H59ZM231 221H232V218H231ZM72 222H70V223H72ZM43 223L45 224L44 230H45V228L47 229V230H45L46 236H45L44 240L41 241V246H38L39 249H37L35 251L36 246L39 245L36 242V239H38V237L36 238V236H39L38 235L39 227L41 226V228H42ZM52 223L55 224L56 221L52 222ZM74 223H76V222H74ZM103 223H101V224H103ZM117 223L119 224V222H117ZM106 224L108 225V223H106ZM114 224H115V222H114ZM147 225H148V223H147ZM65 226L68 227V224ZM118 226L121 227V225H118ZM151 226H152V224H151ZM48 227L50 228V227H52V225L48 226ZM70 227H71V225H70ZM131 227H132V225H131ZM142 227H144V226H142ZM134 228L135 227L132 228L133 231H134ZM21 229H25V230L28 229L30 232L28 235H25V234H23L24 233V230H23V233L21 234L20 233ZM51 229L53 230V227ZM98 229H99V227H98ZM129 229L131 230V228H129ZM140 229H143V228H140ZM140 229H138V230H140ZM96 230H97V228H96ZM118 230H119V228H118ZM128 230H127V232H129ZM149 230H152V229H149ZM239 230H240V228H239ZM42 231H43V229H42ZM42 231L40 233H42ZM109 231H111V230H109ZM26 232L28 233V231H26ZM51 232H54V231H51ZM62 232H64V230ZM148 233H149V231H148ZM131 234H133V233H131ZM51 235H52V233H51ZM54 235H56V234H54ZM72 236L69 238H72ZM122 236H123V234L120 237H122ZM133 236H134V234H133ZM237 236H235V238ZM43 237H44V235L42 236V239H43ZM62 237H61V239H63ZM74 237H73V240H74ZM136 238H139L141 240V238L138 236ZM136 238H135V240H136ZM103 239L105 240L104 237H103ZM117 239L119 240V238H117ZM130 239H132V238H130ZM143 239L141 240L142 242H143ZM93 240H94V238H93ZM150 240L152 241V239H150ZM150 240H149V242H150ZM105 241H107V240H105ZM52 242L53 241H51V243ZM69 242H70V240H69ZM79 242L82 243L81 241H79ZM223 242H224V240H223ZM53 243H55V242H53ZM62 243H63V240H62ZM83 243H84V241H83ZM96 243H97V241H96ZM108 243H107V245H108ZM138 243H139V241H138ZM146 243H148V242L146 241ZM47 244H48V242H47ZM47 244H46V246H47ZM60 244H59V246H60ZM70 244H72V243H70ZM151 244H152V242H151ZM163 244H161L162 247H163ZM81 245H80V248H81ZM84 245L86 246V244H84ZM84 245H82V246H84ZM155 245L156 244H154V246ZM75 246H77V245H75ZM146 246H148V244ZM88 247H89V245H88ZM88 247L86 246V248H88ZM156 247H158V246H156ZM162 247L159 248L161 251H163ZM63 248H64V246H63ZM69 248H71V247H69ZM80 248L78 250L81 251ZM163 248L165 249V247H163ZM170 248H171V246H170ZM48 249H51V248H48ZM83 249H84V247H83ZM89 249L90 248H88L87 251L90 252ZM91 249H93V248H91ZM147 249H149V248L147 247ZM154 249L152 248V249H149L148 251L145 249L147 254H145V255H144V253H142V254L144 256L147 255L146 257H148V258L153 257V256L156 257L157 250L156 249L154 250ZM179 249H178V251H179ZM65 250L66 249H63L62 251L65 252ZM67 250L65 252L66 255H68ZM72 250H74V249H72ZM120 250H122V252H120L119 250H117L116 252H119L121 255V254H123L124 248L120 247ZM128 250H131V249H128ZM172 250L173 249H171V251ZM213 250H214V248H213ZM60 251L61 250H59V252ZM92 251H95V250H92ZM125 251H127V250H125ZM125 251H124V253H125ZM219 251H220V249H219ZM69 252H70V249H69ZM78 252H76V250H75L74 253L79 254L80 252L79 253ZM102 252H101V254H102V260H103V257H104L103 253L105 251L103 253ZM185 252H184V254H185ZM34 253H35V255H34ZM81 253H83V251ZM131 253H128V254L130 255ZM161 253H163V252H161ZM164 253H166V251ZM174 253H176V252H174ZM174 253H173V256L176 255V254L174 255ZM204 253H205V251H204ZM208 253H212V252L209 251ZM77 254H76V259L78 258V260H79L80 258L77 257ZM110 254H109V256H110ZM186 254H188V252ZM214 254H215V252H214ZM38 255H40V253ZM41 255H43V254H41ZM199 255H201V253H199ZM219 255H221V254H219ZM224 255H225V253H224ZM47 256L45 255V258ZM58 256H59V254H58ZM62 256H63V254H62ZM81 256H83V255H81ZM85 256H86V261L88 263H90L87 260V255H85ZM163 256H165V255H163ZM205 256H207V253ZM72 257H70V258H72ZM124 257H125V255H124ZM124 257H121V258L123 259ZM160 257L162 258V256H160ZM197 257H198V254H197ZM200 257H198V258H200ZM209 257H208V259H209ZM11 258L12 257H10L9 259H11ZM37 258H38V256H37ZM60 258H62V257H60ZM82 258H81V260L85 259V257L83 259ZM161 258H160V260H161ZM174 258L178 259V257H174ZM15 259H19V257L15 258ZM105 259H107V258H105ZM163 259L164 258H162V260ZM168 259H169V257H168ZM210 259H211V257H210ZM224 259H228V257L225 256V258L223 257L222 260H224ZM12 260H14V259H12ZM78 260H76L75 262H77ZM81 260H80V262H81ZM146 260H144L143 263L142 262L141 263L142 264H148L147 261H149V259L147 261ZM14 261H17V260H14ZM23 261H25V260H23ZM86 261L84 260V262H86ZM105 261H104V263H105ZM151 261L152 260H150V262ZM175 261H176V259H175ZM228 261L229 260H227V262ZM29 262H31V261L29 260ZM29 262H27V263H29ZM182 262H183V260H182ZM186 262H185V264H186ZM15 263L16 262H14V264ZM101 263H102V261H101ZM111 263L113 264V262H111ZM116 263H119V261ZM124 263H125V261H124ZM158 263H160L159 259H158ZM261 263L262 262L260 261V264ZM78 264H79V262H78ZM80 264H82V263H80ZM98 264H99V262H98ZM187 264H189V262ZM215 264H217V263H215ZM226 264H228V263H226Z\"/></svg>",
  "mask_w": 264,
  "mask_h": 264
},
{
  "label": "built area",
  "instance_id": "3",
  "mask_svg": "<svg viewBox=\"0 0 264 264\" xmlns=\"http://www.w3.org/2000/svg\"><path fill=\"white\" fill-rule=\"evenodd\" d=\"M103 2L114 5L118 0H102ZM140 5V12L137 17V25L140 38L147 48L161 44L166 40L167 33L164 28L170 20L179 12L176 0H136ZM199 23V22H197ZM197 26H199L197 24ZM57 41L59 40L58 38ZM59 45L53 47L48 45V49L56 52ZM5 82H9L8 77L0 75Z\"/></svg>",
  "mask_w": 264,
  "mask_h": 264
},
{
  "label": "crops",
  "instance_id": "4",
  "mask_svg": "<svg viewBox=\"0 0 264 264\" xmlns=\"http://www.w3.org/2000/svg\"><path fill=\"white\" fill-rule=\"evenodd\" d=\"M51 53H54V52H51ZM61 60H62V56H61ZM57 61V60H56ZM55 63V62H54ZM58 63H59V60H58ZM56 71V70H55ZM52 77L54 78V76H53V73H52V75H46L45 77H44V80H45V83H47V84H49V85H54V83L56 84V79L54 80V79H52ZM53 80V81H52ZM52 81V82H51Z\"/></svg>",
  "mask_w": 264,
  "mask_h": 264
}]
</instances>
